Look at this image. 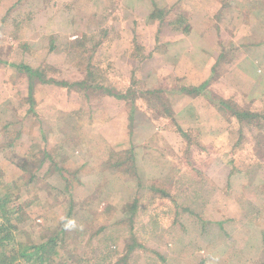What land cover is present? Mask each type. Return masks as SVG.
I'll return each instance as SVG.
<instances>
[{
	"label": "rangeland",
	"instance_id": "1",
	"mask_svg": "<svg viewBox=\"0 0 264 264\" xmlns=\"http://www.w3.org/2000/svg\"><path fill=\"white\" fill-rule=\"evenodd\" d=\"M0 190L65 264H264V0H0Z\"/></svg>",
	"mask_w": 264,
	"mask_h": 264
},
{
	"label": "trees",
	"instance_id": "2",
	"mask_svg": "<svg viewBox=\"0 0 264 264\" xmlns=\"http://www.w3.org/2000/svg\"><path fill=\"white\" fill-rule=\"evenodd\" d=\"M20 209L7 194H0V264H65L58 260L59 236H46L28 245L23 243L20 224L27 217Z\"/></svg>",
	"mask_w": 264,
	"mask_h": 264
}]
</instances>
